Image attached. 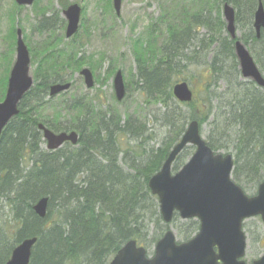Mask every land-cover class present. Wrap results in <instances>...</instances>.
Masks as SVG:
<instances>
[{
	"label": "trees",
	"instance_id": "16d2710c",
	"mask_svg": "<svg viewBox=\"0 0 264 264\" xmlns=\"http://www.w3.org/2000/svg\"><path fill=\"white\" fill-rule=\"evenodd\" d=\"M225 2L235 9L236 28L237 23H246L249 31L239 38L250 45L264 70V28L258 37L254 26L259 0L179 3L176 8L164 9L170 13L161 18L167 23L165 32H157L159 26L152 23L135 42L136 84L145 100L159 104L154 117L165 131L157 148L150 147L156 136L146 123L131 115L123 120L117 111H96L83 98L65 101L64 108L72 120L63 121L54 105L48 112L47 104L54 100L49 97L50 84L66 81L69 69L96 63L84 62L75 45L63 48L52 42L45 44L36 67L35 85L22 100L19 115L2 133L0 264L10 258L17 244L32 237L38 239L29 264H109L130 239L147 249L155 245L170 226L162 219L149 179L161 168L190 121L198 120L201 129L208 122L215 111V98L225 103L211 122L209 145L219 151L234 135L235 179L242 170L257 186L264 180V87L242 78L235 40L227 31L223 15ZM107 6L112 8V0H107ZM37 10L42 18L36 27L55 26L54 17L46 16L45 8L37 6ZM169 18L172 20L167 21ZM9 29L8 35L15 41L16 24L10 22ZM10 63L11 59L6 75L0 78L2 94ZM194 75L199 77L205 97L193 88V100L180 102L173 86L181 80L191 81ZM220 81L227 82L229 95L217 93L215 85ZM39 122L54 131H78V143L66 142L55 150L42 148ZM214 133L220 139H214ZM192 148L186 147L178 155L174 170L185 163ZM42 197L49 198L44 218L33 209ZM150 223L156 226L152 235ZM199 226V220H187L178 227V235L188 240Z\"/></svg>",
	"mask_w": 264,
	"mask_h": 264
},
{
	"label": "water",
	"instance_id": "95a60500",
	"mask_svg": "<svg viewBox=\"0 0 264 264\" xmlns=\"http://www.w3.org/2000/svg\"><path fill=\"white\" fill-rule=\"evenodd\" d=\"M122 1L113 0L118 15L121 13ZM16 2L30 5L34 0ZM64 14L68 20L66 36L71 37L79 29L82 8L78 3H73L64 10ZM223 14L227 31L232 39H236L235 52L242 76L264 87V75L254 56L237 38L235 9L229 2L223 5ZM254 26L259 37L264 28L263 0H259ZM16 51L5 98L0 102V143L4 129L20 112V101L34 84L30 52L20 28L17 31ZM81 74L87 87L91 88L95 83L92 71L86 67L81 70ZM70 87L71 82L54 83L50 86V95H57ZM114 91L118 101L124 99L127 91L122 70H118L114 76ZM173 94L181 102H190L194 97L186 80L175 83ZM39 128L47 140L48 149H57L66 141L78 143L79 134L75 130L57 133L43 123H39ZM187 145L195 146L194 153L178 171L173 172V162ZM233 167V155L215 152L202 135L199 121H190L180 141L173 146L160 170L150 177L148 183L152 193L158 196L164 221L171 222L176 211L183 219L196 217L200 220L198 233L188 241L177 242L175 232L169 229L157 242L152 256L136 239H130L109 264H247L243 259L247 246L243 221L261 216L264 222V181L259 184L257 193L250 196L232 179ZM48 205L49 198L42 197L33 209L44 218ZM37 239H24L13 249L5 264H29ZM253 264H264V255Z\"/></svg>",
	"mask_w": 264,
	"mask_h": 264
},
{
	"label": "rangeland",
	"instance_id": "374dc122",
	"mask_svg": "<svg viewBox=\"0 0 264 264\" xmlns=\"http://www.w3.org/2000/svg\"><path fill=\"white\" fill-rule=\"evenodd\" d=\"M185 1L190 0H123L121 14L118 15L113 3L112 8H108L107 0H35L31 5L18 8L15 6L18 5L16 0H0V78L7 73H5V69L9 59H11V63L8 74L15 59L16 41L14 42V38L8 35L10 22L16 24L18 21L21 24L18 25L22 29L24 37L26 36V43L32 47V50L30 49L32 57L31 73H34V75L39 64L38 60L44 55L42 50L46 43L52 42V44L59 47L63 46V48L75 45L79 49L78 56H83L84 62L92 60L96 64L99 63L97 66L91 63L81 66V68L87 66L91 69L95 66L92 69L95 73V86L92 88L86 87L84 79L79 73L81 68L79 70L69 69L66 72V81L72 82V88L66 93L54 97V100L47 104V111L51 112L52 105H54L59 110L58 112L61 114L63 121L66 118L72 120V117H69V112L64 108L65 101H72L77 98L86 99L96 111L107 114L111 111H117L123 120L131 115L135 120L146 123L147 127L156 136V139L151 141L150 147L157 148L162 143L165 131L159 127V123L154 117L159 104L145 100L136 84L135 42L139 36H142V32L149 24L157 23V26H159L157 32H165L167 23L162 22L161 18L170 13L164 11V9L176 8L179 3ZM73 3H78L82 7V15L78 34L68 39L65 35L67 19L63 12ZM37 6L45 8L46 16L54 17V27L44 29L36 27L42 18L41 14L38 13ZM171 20L169 18L167 21ZM205 31L206 29H203L202 33H205ZM248 31L249 29L244 21L237 23V32L240 38ZM247 47L251 49L250 45ZM34 52H36V57L33 55ZM258 65L264 74L262 66ZM119 69L123 71L127 88V95L121 102L115 98L113 85L114 75ZM189 83L192 88H195L196 92H199L201 98L205 97V92L202 91L201 81L197 75L192 76ZM215 88H217L218 94L229 95L226 81L218 82ZM6 89L7 86L3 94L0 91V102L5 98ZM46 100H49V97ZM224 103L220 98L214 99L215 111L202 127L203 136L207 140H209L213 129L211 122L214 120L215 115L220 113L221 109L219 107ZM213 138L218 140L220 135L214 133ZM233 140L234 135L229 137L228 142L224 141L226 145L220 148L219 151L231 152L236 159L237 150ZM132 144L134 145V142ZM46 145L47 143L43 140L41 147L46 149ZM192 147L194 150V146ZM190 157L186 159L185 163ZM232 176L234 181L240 184L247 194H255L258 186L253 181H249L250 179L248 180V177L242 174V170L239 172L238 180L235 179L234 174ZM177 218L176 223L171 224V228L174 230L178 241H183L178 235V227L184 224L186 220L180 218L179 215ZM245 222V230L248 235L245 258L249 264H252L254 259L264 254V222L260 217L248 218ZM155 230L156 226L150 223V235ZM197 232L198 230L193 236ZM154 246L148 247L150 255L154 253Z\"/></svg>",
	"mask_w": 264,
	"mask_h": 264
},
{
	"label": "flooded vegetation",
	"instance_id": "af4514ba",
	"mask_svg": "<svg viewBox=\"0 0 264 264\" xmlns=\"http://www.w3.org/2000/svg\"><path fill=\"white\" fill-rule=\"evenodd\" d=\"M246 221V220H245ZM244 221V224H243V226H244V230H245V224H246V222ZM245 232H246V230H245ZM247 233V232H246ZM245 257H246V254H245ZM247 261V263H248V260H246ZM249 264V263H248Z\"/></svg>",
	"mask_w": 264,
	"mask_h": 264
}]
</instances>
